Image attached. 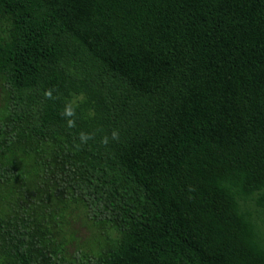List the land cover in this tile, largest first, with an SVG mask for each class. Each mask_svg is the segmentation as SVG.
Wrapping results in <instances>:
<instances>
[{
    "label": "trees",
    "instance_id": "1",
    "mask_svg": "<svg viewBox=\"0 0 264 264\" xmlns=\"http://www.w3.org/2000/svg\"><path fill=\"white\" fill-rule=\"evenodd\" d=\"M0 75V264H264V0H0ZM71 201L119 232L77 262Z\"/></svg>",
    "mask_w": 264,
    "mask_h": 264
},
{
    "label": "rangeland",
    "instance_id": "2",
    "mask_svg": "<svg viewBox=\"0 0 264 264\" xmlns=\"http://www.w3.org/2000/svg\"><path fill=\"white\" fill-rule=\"evenodd\" d=\"M8 101V87L5 78L0 75V117L7 114ZM8 196L9 192L0 189V213L8 210ZM53 215L47 228L52 229L57 239L63 243L61 253L69 261L87 259L96 254L108 238L115 239L119 235L118 230L106 222L91 219L87 207L78 202H69Z\"/></svg>",
    "mask_w": 264,
    "mask_h": 264
},
{
    "label": "clouds",
    "instance_id": "3",
    "mask_svg": "<svg viewBox=\"0 0 264 264\" xmlns=\"http://www.w3.org/2000/svg\"><path fill=\"white\" fill-rule=\"evenodd\" d=\"M43 95L46 98L51 99V98H53V90L47 89L44 91ZM60 115L63 118H65L68 128H75L76 127L75 117H76L77 113H76V108L73 106L72 102H68L64 105L63 111L60 113ZM92 139H94V134L81 131L78 134V140L80 143L77 146L79 147L80 145L87 144L88 141L92 140ZM111 140H116V141L119 140V131L118 130H113L111 137H109L107 135L104 136L101 139V143L104 145H107Z\"/></svg>",
    "mask_w": 264,
    "mask_h": 264
}]
</instances>
